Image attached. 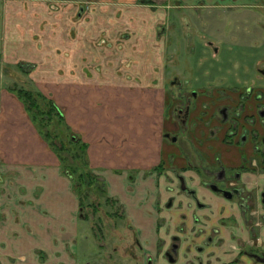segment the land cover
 <instances>
[{
    "label": "crops",
    "instance_id": "obj_1",
    "mask_svg": "<svg viewBox=\"0 0 264 264\" xmlns=\"http://www.w3.org/2000/svg\"><path fill=\"white\" fill-rule=\"evenodd\" d=\"M96 1L111 5L81 17L80 0H0V66L8 74L7 88H0V264H132L139 243L156 255L159 232L175 227L166 208L172 170L193 176L187 161L194 151L187 137L175 144L168 135L175 131L174 73L168 37L159 32L176 5ZM25 82L87 145L80 172L97 177L105 203L118 207L129 226H113L118 214L96 204L82 209L59 154L12 90ZM198 137L200 148L215 144L213 152L203 148L212 161L222 134Z\"/></svg>",
    "mask_w": 264,
    "mask_h": 264
},
{
    "label": "flooded vegetation",
    "instance_id": "obj_2",
    "mask_svg": "<svg viewBox=\"0 0 264 264\" xmlns=\"http://www.w3.org/2000/svg\"><path fill=\"white\" fill-rule=\"evenodd\" d=\"M80 2L83 17L87 11ZM175 57L169 55L171 63ZM253 74L241 90L223 83L191 89L173 75L169 109L175 131L168 135L175 144L184 137L192 143L187 168L193 176L173 168L174 195L166 208L173 211L175 227L159 232L156 255L137 238L132 264H264V68L257 65ZM200 133L210 141L222 134L212 161L203 148L213 152L215 144L200 148Z\"/></svg>",
    "mask_w": 264,
    "mask_h": 264
},
{
    "label": "rangeland",
    "instance_id": "obj_3",
    "mask_svg": "<svg viewBox=\"0 0 264 264\" xmlns=\"http://www.w3.org/2000/svg\"><path fill=\"white\" fill-rule=\"evenodd\" d=\"M172 1L176 6L170 9L171 19L169 24L164 26L166 28L164 36L168 37L170 54L176 56L173 63L169 65L174 75L178 74L184 85L191 89L207 88L213 83V86L223 83V86L240 90L250 86L249 78L254 75L256 66L264 68V4H262L264 2L258 0H237L238 2L235 3H228L230 0ZM177 1L186 4L178 5ZM250 1L252 3H249ZM101 3L108 7L111 5L109 2L83 0L88 13L91 12L92 7ZM139 3L143 4L142 1ZM154 3L156 4L151 2V4ZM3 13L0 4V29L4 20ZM124 33L125 31L122 35ZM210 43L213 46H210ZM7 76V72L0 66V88H7ZM261 82L259 81L257 85L263 84ZM25 83V86L20 84L14 86L16 88L23 86V89L29 90L28 83ZM39 100L45 112H49L48 102L42 97ZM59 122L54 119L48 127L52 133L49 143L54 148L65 146V152L58 153L62 158L64 157V162L70 164L75 159L77 154L75 152H78L79 147L72 142V135L75 136V134L66 127L64 122ZM44 132L47 130L41 133ZM93 188L94 191L83 186L82 191L86 193L87 190H91L89 197L94 204H100L99 207H103L105 211L112 210L113 213L118 214V207L105 203L106 192ZM121 216L120 213L118 216H113L111 224L115 226L120 223L129 226L126 219H122ZM103 225L98 223L100 228H103Z\"/></svg>",
    "mask_w": 264,
    "mask_h": 264
},
{
    "label": "trees",
    "instance_id": "obj_4",
    "mask_svg": "<svg viewBox=\"0 0 264 264\" xmlns=\"http://www.w3.org/2000/svg\"><path fill=\"white\" fill-rule=\"evenodd\" d=\"M12 90L25 103L27 111L30 113L33 121L36 123L37 127L40 129V132H42L45 129L47 130V132L42 133V135L44 136V138L49 143L50 142L49 138L51 137L52 133L48 127L53 123L54 119H57L58 122L60 121V122L65 123L62 112L59 110V108L51 100L42 96L41 94H35L33 91L26 90L23 88H19V89L14 88ZM40 97H42L43 99H45L48 102V106L50 107L49 112H45V110L43 109V106L41 105L42 103L39 100ZM45 122L47 124H45ZM73 137H74V135H72L73 144L75 146L79 147L78 152H75V153H77V154H75L76 155V157H74L75 159L72 160L70 164H67L66 161L64 162V157L62 158L60 155L59 156H60V159L62 161V164H63L65 171L68 172L70 174V176L72 177V179L75 183L76 190L78 191V193L81 196L82 209H85L87 206L93 207L94 203L91 201V197H89L90 196L89 192L91 190L90 191L87 190L86 193H84L85 191H82L83 186H85L89 189L91 188V189H93V191H94L93 187H95L96 190L100 189L102 192L103 191L105 192V190H104V187L102 188L100 186H97L99 184V180L97 179L96 176H94L91 173H81L80 172V169L83 166H86L88 163L86 161L87 145L85 143H83L80 139H78V138L74 139ZM50 145L53 147L52 144H50ZM53 149L57 153L60 152V154L62 152H65V146H61L60 148H54L53 147Z\"/></svg>",
    "mask_w": 264,
    "mask_h": 264
}]
</instances>
